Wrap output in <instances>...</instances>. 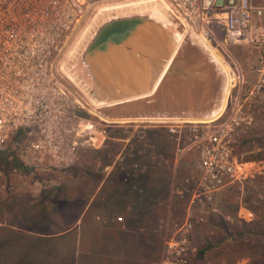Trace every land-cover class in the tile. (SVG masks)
<instances>
[{
  "label": "built area",
  "instance_id": "obj_1",
  "mask_svg": "<svg viewBox=\"0 0 264 264\" xmlns=\"http://www.w3.org/2000/svg\"><path fill=\"white\" fill-rule=\"evenodd\" d=\"M95 1L0 0V152L11 147L31 171L66 166L79 146L98 138L95 124L81 115L83 92L70 86L64 69L81 38L77 35L86 5ZM152 1H161L170 14L194 31H206L215 42L254 47L256 80L243 98H264V5L252 0ZM233 84L237 95L222 120L187 125L201 150L199 186L210 204L216 190L242 177L231 142L233 131L251 121L241 112L244 103L238 94L246 81L240 70ZM188 216L164 243V252L176 263L185 262L189 253Z\"/></svg>",
  "mask_w": 264,
  "mask_h": 264
},
{
  "label": "rangeland",
  "instance_id": "obj_2",
  "mask_svg": "<svg viewBox=\"0 0 264 264\" xmlns=\"http://www.w3.org/2000/svg\"><path fill=\"white\" fill-rule=\"evenodd\" d=\"M142 1L152 0H96L92 5L90 4L88 7L86 5L87 10L82 19L81 29L79 28V37H82V34L88 30L99 12L113 7L134 5ZM252 2L256 6L264 5V0H252ZM176 19L181 25V39L175 47H166L165 44L168 39L163 33L165 44L161 61L173 53L175 55L185 36V29L191 33L194 31L183 20ZM195 32L201 34L200 31ZM205 33L203 31L202 34L205 35ZM219 37L221 35L217 36L218 40ZM206 40H208V45L204 46L226 76L219 111L209 119H215L212 121L218 123L230 112V105L234 101V96L237 95V88L233 84L235 75L240 70L245 76L246 84H243L244 86L238 96L241 97L239 98L240 101L244 103V108H241L242 114L250 118L251 121L233 131L231 142L233 144V156L239 163L242 172L241 179L236 180V182L256 179L257 181L249 182V186L253 189L259 188L261 181L264 180V159H245L246 155L264 149V98L258 95L248 100L243 98L244 92L250 89L256 80L253 70L257 56L256 49L246 44L215 42L208 36ZM157 66L158 64H155L151 68L154 69ZM157 71L156 69L154 73ZM75 84L70 80V86L75 91L80 88L83 92L84 103L81 115L95 124L96 129L93 132L98 138L94 139V142L92 140L86 141L82 146H79L75 157L71 159L69 164L56 169L62 170L61 173L57 174L58 181L62 183H96L100 182V177L105 176L106 171L110 170L108 181L114 182L115 185L117 183L137 185L138 190L141 188L140 191L137 190L136 192L137 197L142 196L148 200L149 204L154 206L153 208H156L157 204L163 206L165 219L158 223L159 228L154 227L149 221L150 238L155 240L156 235H158L159 241L164 239L165 243V240L172 236L174 226L189 215L192 228L189 234V253L186 256V261L176 263L172 260L171 255H166L167 253L164 252L162 260L164 264H225L226 260L222 257L232 255V251L228 252L229 250L225 249L222 252V248L216 246L201 259L195 257V252L206 240L209 241L213 238L212 241H214L219 238L218 233L221 232V229L213 223V221L215 224L220 223L219 215L225 216L229 225L234 223V218H229L227 215L226 205L233 204L231 207L233 213L237 218L245 221L252 220L253 213L242 205L236 207V200L240 197H237L235 192L241 191V188L234 184L235 181L228 182L216 190L213 193L211 204L207 200L203 194L204 191L199 186L202 176L198 165L201 150L193 142V137L187 131V125L191 122L179 119L110 120L112 119L110 106L109 108L97 109L93 108V105L101 104L96 99L108 102L117 98L113 99L112 96L107 97L101 94L96 96L91 93L87 84L77 82ZM161 86L162 79L160 78L157 89ZM80 90L78 89V91ZM192 123H199V121ZM251 126L253 129H250ZM171 128L178 130L173 132ZM91 134L93 135V133ZM109 134L110 137H108ZM244 140L246 143L242 145L240 142ZM260 142L263 144L258 147ZM244 147H247L248 150L240 152ZM71 165L77 167L75 174H71L72 170L68 169ZM26 173L18 168L4 167L0 164V220H2L0 224L5 227H13L14 224L24 225L23 221L28 219V208L29 205L32 206L30 198L34 192H31L28 185L38 182L40 175ZM47 176L49 177L46 179L54 178V175L48 174ZM78 192H82V198L87 197L91 193V186L89 189L80 191L69 188L57 195L76 198ZM191 193L192 205L189 206ZM57 195H55L56 199H58ZM213 206L215 210L212 209ZM1 240L6 239L1 238ZM218 252L221 254L217 255ZM233 264H249V259H236Z\"/></svg>",
  "mask_w": 264,
  "mask_h": 264
},
{
  "label": "crops",
  "instance_id": "obj_3",
  "mask_svg": "<svg viewBox=\"0 0 264 264\" xmlns=\"http://www.w3.org/2000/svg\"><path fill=\"white\" fill-rule=\"evenodd\" d=\"M173 55L133 77L132 84L144 83L147 88L143 90L152 91ZM96 100L101 103L94 105L97 108L120 103ZM61 171H24L40 177L28 185L34 192L24 225L0 224V264H164V239L159 241L156 235L154 240L149 232V221L159 228L158 223L165 219L162 205L153 208L148 200L137 197V185L108 181L110 170L100 182L86 184L58 181ZM48 174L54 178L46 179ZM90 186L87 197L82 198V192L76 198L57 195L69 188L80 191Z\"/></svg>",
  "mask_w": 264,
  "mask_h": 264
},
{
  "label": "water",
  "instance_id": "obj_4",
  "mask_svg": "<svg viewBox=\"0 0 264 264\" xmlns=\"http://www.w3.org/2000/svg\"><path fill=\"white\" fill-rule=\"evenodd\" d=\"M125 33H110L95 48V59L88 61L92 68L104 69L95 77L99 94L120 102L106 106L110 120H206L219 111L226 76L198 38L184 36L162 71V86L148 92L143 90L146 84H132V73L150 70L161 62V53L139 37L123 36ZM139 92L145 94L136 96Z\"/></svg>",
  "mask_w": 264,
  "mask_h": 264
},
{
  "label": "bare ground",
  "instance_id": "obj_5",
  "mask_svg": "<svg viewBox=\"0 0 264 264\" xmlns=\"http://www.w3.org/2000/svg\"><path fill=\"white\" fill-rule=\"evenodd\" d=\"M117 30L126 32L123 35L125 37H139L143 41L150 43V46L156 48V51L161 53V56L164 52L165 44L163 33H165L168 39L165 46L170 48L175 47L179 43L182 36L180 23H178L174 15H171L167 11L165 5L161 1H142L141 3L137 2L134 5L113 7L99 12V14H97L92 21L88 30L82 34L83 36L73 49V53L71 52L70 57L66 60L64 68L68 77L74 82V84L76 82L86 83L91 93H94L96 96L99 95L100 92H98L94 87L95 77L104 69L102 66L92 68L88 61L89 59H95V48L98 44L106 39L110 33H114ZM187 32L188 31L185 29L184 35H186ZM200 32L201 34L198 32L194 33V31H192V33L188 32V34L190 33L191 36H197L204 45H208L206 33L203 35V31ZM153 66L154 65L151 67L153 68ZM139 73L140 72L137 74L132 73V77H129L133 78L138 76ZM114 84L115 82L112 83V86H114ZM93 108L97 107L93 105ZM212 120L215 119H195L187 121L196 122Z\"/></svg>",
  "mask_w": 264,
  "mask_h": 264
},
{
  "label": "trees",
  "instance_id": "obj_6",
  "mask_svg": "<svg viewBox=\"0 0 264 264\" xmlns=\"http://www.w3.org/2000/svg\"><path fill=\"white\" fill-rule=\"evenodd\" d=\"M250 129H253V126H251ZM110 136L109 134L108 137ZM240 143L243 145L246 141L244 140ZM258 144V147H260L263 143L260 142ZM248 147L250 146L248 145ZM246 150H248L247 147H244L240 152ZM260 159H264V149L246 155L245 160ZM0 164L4 167L18 168L22 171H27V167L23 165L11 147L0 152ZM68 169L70 171L72 170L71 174H75L77 167L71 165ZM103 179L104 176H101L100 180ZM253 181L257 180L248 179L243 182L235 181L236 183H234L237 187L241 188V191L237 190L235 192V195L240 197L236 200V207L242 205L248 208L253 213L252 220L245 221L237 218L235 213L231 210L233 204L226 205L227 215L229 218H234V223L229 225L228 221L225 220L226 217L223 215H219L220 223L218 224H215L212 220L214 225L221 229V232L218 233L219 238L214 240L215 242L212 241L213 238L209 241L206 240L205 243L196 250V258H203L209 251L219 246L222 248V252H224L225 249L229 250L228 252H233L230 256L226 255L222 257L226 260L225 264H233L236 259L241 258H248L249 264H264V180L261 181L260 187L256 189L249 186V182ZM240 192L242 193L240 194ZM220 254V252L217 253V255Z\"/></svg>",
  "mask_w": 264,
  "mask_h": 264
}]
</instances>
